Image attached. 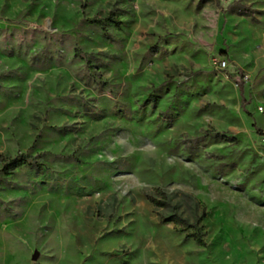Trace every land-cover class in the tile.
Instances as JSON below:
<instances>
[{
	"label": "rangeland",
	"instance_id": "1",
	"mask_svg": "<svg viewBox=\"0 0 264 264\" xmlns=\"http://www.w3.org/2000/svg\"><path fill=\"white\" fill-rule=\"evenodd\" d=\"M0 264H264V0H0Z\"/></svg>",
	"mask_w": 264,
	"mask_h": 264
},
{
	"label": "trees",
	"instance_id": "2",
	"mask_svg": "<svg viewBox=\"0 0 264 264\" xmlns=\"http://www.w3.org/2000/svg\"><path fill=\"white\" fill-rule=\"evenodd\" d=\"M88 23L89 24H94V25L99 26V27H103V23L100 20H89ZM104 23L111 24V25H113L116 28H119V26H120V23L117 22V21H115V20H113L112 19V16H109V17L105 18ZM237 88H238V91H239V95H240L241 101H243V98H242L243 84H242L241 81H239L237 83ZM242 107H243V105H242ZM252 127H254V126H252ZM255 132H256L257 135H261L259 129L255 128ZM26 164H27L26 159L23 158V157H19V158H14V159L8 160L5 163V165L3 166V168H2V173H3L4 176H9L10 173H11V171H13L15 169H19V168L25 166ZM33 167L35 168L36 171H38L40 169V166L39 165H35L34 164ZM156 193L159 196V198H160L161 201L158 203L156 200L149 199L148 200L149 203L153 207H156L158 205H164L165 204V201H166V196L163 193L159 192V191H157ZM174 220H175V218L173 216L172 218H168V219H160V222H162V223H171L172 222L173 223ZM177 221L180 222V218L179 217L177 218V220H175V223H177ZM193 227H195V226H193ZM188 237H191L196 244L203 245L202 239L199 236V234H198L197 231L193 232Z\"/></svg>",
	"mask_w": 264,
	"mask_h": 264
},
{
	"label": "water",
	"instance_id": "3",
	"mask_svg": "<svg viewBox=\"0 0 264 264\" xmlns=\"http://www.w3.org/2000/svg\"><path fill=\"white\" fill-rule=\"evenodd\" d=\"M37 255H38L37 252H33L32 256H31V259L32 260L36 259L37 258Z\"/></svg>",
	"mask_w": 264,
	"mask_h": 264
},
{
	"label": "built area",
	"instance_id": "4",
	"mask_svg": "<svg viewBox=\"0 0 264 264\" xmlns=\"http://www.w3.org/2000/svg\"><path fill=\"white\" fill-rule=\"evenodd\" d=\"M219 66H220L221 68L224 67V63L221 62Z\"/></svg>",
	"mask_w": 264,
	"mask_h": 264
}]
</instances>
